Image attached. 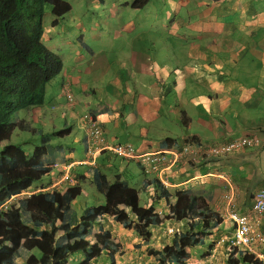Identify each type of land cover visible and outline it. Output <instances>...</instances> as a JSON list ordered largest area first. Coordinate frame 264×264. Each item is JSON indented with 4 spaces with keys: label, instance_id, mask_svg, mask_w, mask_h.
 <instances>
[{
    "label": "crops",
    "instance_id": "0c3cea01",
    "mask_svg": "<svg viewBox=\"0 0 264 264\" xmlns=\"http://www.w3.org/2000/svg\"><path fill=\"white\" fill-rule=\"evenodd\" d=\"M134 2L94 0L104 13L102 25L76 15L74 3L61 18L51 8L46 10L43 43L61 58L63 70L47 85L44 105L25 112L31 119L18 118L6 131L13 138L15 128L28 124L24 132L33 135V128H38L46 134L43 121L51 111H59L65 125L74 120L70 145L57 147L54 139L47 163L71 166L75 182L82 186L89 180L84 178L88 168L81 165L87 148L78 119L86 113L102 123L106 147L132 144L138 154L182 147L190 139L213 145L260 136L261 147L196 169L183 164L168 175L171 192L187 190L198 196L207 218L211 213L221 217L223 222L209 236L217 242L226 236L224 217L231 211L249 213L256 193L264 190V0H151L142 9ZM68 14L71 19L66 21ZM66 89L75 97L71 107L66 106ZM115 159L103 151L95 166L111 184L124 181L138 190L141 200L145 191L149 196L145 206H151L155 188L144 186L153 179L144 174L137 180L130 167H139L135 161L124 160L125 167L117 170ZM66 176L59 167L52 179L44 180H53L52 188L63 183L56 190L65 193L71 186L64 182ZM79 202L72 204L78 213L87 205ZM154 207L169 211L164 200ZM168 225L188 230L186 222L173 220L154 227L151 243L142 247L145 254L151 246L162 249L172 244V236L165 232ZM114 228L127 231L117 223L111 225ZM134 236V245L142 243ZM209 240L191 250L187 264H227L230 250L220 244L211 249ZM17 264L24 261L18 259Z\"/></svg>",
    "mask_w": 264,
    "mask_h": 264
},
{
    "label": "trees",
    "instance_id": "16d2710c",
    "mask_svg": "<svg viewBox=\"0 0 264 264\" xmlns=\"http://www.w3.org/2000/svg\"><path fill=\"white\" fill-rule=\"evenodd\" d=\"M150 1L135 0L133 6L142 9ZM47 7L59 18L72 10V5L64 0H0V146L6 144L0 152V209L8 204L0 212V256H7L0 264H17L19 258L24 264H69L75 254L83 255L80 264H95L102 254L108 258L107 264H117L122 246L105 229L108 217L149 244L151 228L171 216L186 222L188 230L176 233L172 244L162 249L150 247L148 256L159 264H187L191 250L205 246L207 236L220 226L222 219L213 213L205 218V208L196 195L188 191L172 194L157 179L150 180L144 190L155 185L158 201L171 202L174 197L165 217L156 212L154 205L142 206L138 190L124 181L111 184L95 167L88 168L89 178L105 202L86 205L82 215L72 207L83 194L80 184L64 194L40 191L13 201L42 181L48 170L47 159L55 147L50 144L52 137L42 136V130H38L41 143L28 155L6 131V126L17 120L21 112L44 105L47 85L63 70L61 58L42 42ZM198 220H202L200 230ZM227 264L264 263L248 252L232 248Z\"/></svg>",
    "mask_w": 264,
    "mask_h": 264
},
{
    "label": "built area",
    "instance_id": "2783aa9c",
    "mask_svg": "<svg viewBox=\"0 0 264 264\" xmlns=\"http://www.w3.org/2000/svg\"><path fill=\"white\" fill-rule=\"evenodd\" d=\"M68 103L74 102V97L69 90H65ZM83 126L86 129L90 144L97 149H103L101 146L104 142L102 129L98 120L86 115L83 118ZM262 145V138L257 135L245 136L238 139H232L215 146H207L191 140L186 146L139 155L134 147L130 144L118 145L112 148L114 154L119 158L136 160L142 166L144 173L158 175L163 183L167 186V173L183 163L196 165L198 160L210 161L214 157H225L239 153L248 148H256ZM264 215V190L256 194V200L251 214L240 216L231 214L230 220L234 223L235 233L231 240L233 246L246 249L249 253L254 254L257 258L264 260V231L259 228L258 219ZM222 243L226 239L221 240Z\"/></svg>",
    "mask_w": 264,
    "mask_h": 264
},
{
    "label": "clouds",
    "instance_id": "9594fccd",
    "mask_svg": "<svg viewBox=\"0 0 264 264\" xmlns=\"http://www.w3.org/2000/svg\"><path fill=\"white\" fill-rule=\"evenodd\" d=\"M44 25V24H43ZM42 42H43V39H42ZM44 44V43H43ZM71 93V92H70ZM72 95H73V93H71ZM73 97H74V95H73ZM65 99H66V106L67 107H71V106H73L74 104H75V97H74V102H72V104L70 105L69 103H68V99H67V95H66V92H65ZM34 109V108H33ZM32 110V109H31ZM30 111V110H29ZM26 112V111H25ZM86 115H88V116H91V117H93L94 119H96V120H98L99 121V123H100V126H101V129H102V137H103V140H104V142H103V144L101 145L102 147H103V149H97V148H95L96 146H92L91 144H90V140H89V138H88V135H87V132H86V129L84 128V126H83V118L86 116ZM15 121V120H14ZM14 121H12L11 123H13ZM10 123V124H11ZM10 124H8V125H10ZM7 125V126H8ZM78 125H79V127L84 131V134H85V140H83L84 142H86V148H84V150L86 149V156H87V158L81 163V165H84V167H86V168H90V167H95V168H98V167H96L95 166V163H96V157H97V155H100L101 153H103V151H109V152H111L113 155H115V157L116 158H118V159H120V160H130V161H135V162H137L138 164H139V162L138 161H136V160H131V159H123V158H119L116 154H114V152H113V150H112V148H114L115 146H118V145H112V146H105V139H104V129H103V127H102V123L100 122V120L98 119V117L97 116H95L94 114H91V113H86V114H83L82 116H80L79 117V119H78ZM25 126H28V124L26 125L25 124ZM38 130H42V129H38V128H33V135H37V136H40L41 137V139H42V136H44V135H46V136H50V137H52V140L50 141L51 143L50 144H52V141L54 140L53 139V137H54V135H48V134H45L44 133V131L42 130V136L41 135H39V134H37V131ZM36 131V132H35ZM11 133V132H10ZM57 135L60 137V141H58V144H60L61 146H64V144L67 142V144L68 145H70V141L72 140V135H73V129H72V126H70V125H66V127H64V129H61L60 131H58L57 132ZM56 135V136H57ZM12 136V135H11ZM251 136H253V135H251ZM191 140H194V141H196V142H199V143H203V142H201V141H198V140H196V139H190L189 141H188V143L191 141ZM232 140V139H231ZM227 141H230V140H227ZM226 141H223V142H220V143H216V144H207V143H204L205 145H207V146H210V147H212V146H215V145H219V144H221V143H225ZM187 143V144H188ZM187 144H184V145H182V147H184V146H186ZM53 145V144H52ZM119 145H127V144H119ZM130 145H132V144H130ZM133 146V145H132ZM134 147V146H133ZM259 147H261V146H259ZM177 148H181V147H179V145L178 146H173V147H170V148H168V149H165V150H163V151H167V150H172V149H177ZM256 148H258V147H256ZM76 149V148H75ZM74 149V150H75ZM134 149H135V147H134ZM249 149H252V148H248V149H245L244 151H242V152H245V151H247V150H249ZM72 152H73V150H71ZM135 151H136V149H135ZM137 152V151H136ZM158 152H160V151H158ZM242 152H239V153H242ZM153 153H155V152H153ZM239 153H235V154H232V155H228V156H225V157H230V156H233V155H236V154H239ZM145 154H147V153H145ZM139 155H143V154H139ZM220 158H224V157H214L213 159H211L210 161H208V160H198V162L196 163V165H190L189 163L187 164V163H183V164H187V166H189V167H191V168H193V169H196V168H198V167H200L201 165H204V164H210V163H212L213 161H215V160H217V159H220ZM182 164V165H183ZM140 165V164H139ZM141 166V165H140ZM46 167H47V171L45 172V175H44V177H43V179H42V181L41 182H39V184L38 185H36L35 184V186H37V187H35V188H33V186L27 191V192H24L23 194H21L20 196H17V197H15L14 199H13V201H16L18 198H21V197H26V196H30L31 194H34V193H37V192H40V191H44L43 189H46V188H48V187H51V189H53V190H51V191H58V192H60V193H62V191H59V190H56L57 188H59L62 184H60V185H55L53 188H52V186L54 185V182H53V180H50V182L49 183H45V181H47V180H44V179H46L47 177L48 178H53V172H54V170L56 169L57 170V168H59V167H61L65 172H66V178H64V182H69L70 183V185L71 186H73V185H76V184H80V183H76L75 181H76V176H74L73 175V173H72V171H71V166H69V165H64V164H57V163H54V164H52V165H50V164H48L47 163V165H46ZM87 172V175H85V177L84 178H87L89 181H91L90 180V174H89V172H88V170L86 171ZM170 173V172H169ZM169 173H167V175H166V178L168 179V175H169ZM145 174V173H144ZM145 175H147V174H145ZM62 176H63V174H62ZM147 176H150V177H154V179H157L159 182H160V184L165 188V189H167V190H169V188L171 187V183H170V180L168 179V185L166 186L164 183H163V181L161 180V178L158 176V175H155V174H149V175H147ZM153 179V180H154ZM81 185V184H80ZM70 186V187H71ZM70 187H68V188H70ZM83 187V186H82ZM152 187H154L155 189H154V191H155V197H154V203L152 204V205H154L156 202H159V201H162V200H156V187H155V185H152ZM39 190V191H38ZM48 191H50V190H48ZM68 191V190H67ZM66 191V192H67ZM177 191H187V190H177ZM260 191H263V190H260ZM171 192V191H170ZM175 192V191H174ZM174 192H171L172 194H174ZM189 192V191H188ZM259 192V191H258ZM257 192V193H258ZM190 193V192H189ZM256 193V194H257ZM62 194H64V193H62ZM193 194V193H192ZM83 195V194H82ZM195 195V194H194ZM197 196V195H196ZM198 197V196H197ZM229 198V197H228ZM199 199V198H198ZM255 200H256V195H255ZM255 200H254V204H255ZM166 203H167V205L169 206V211H168V213L167 212H159V211H157V209H156V212L159 214V215H163V217H165L166 215L168 216V214H169V212H170V204L171 203H173L174 202V197L170 200L171 202H167L166 200H164ZM229 203H230V206H233V203H232V201H229ZM254 204L252 205V209H251V211L249 212V213H247V214H239L238 212H235V211H231L230 212V214L228 215V217H224V222H226L227 223V227L224 229L225 230V234H226V236H224V237H221V238H219L218 240H217V242H212V241H210L209 240V236L212 234V232H213V230L211 231V233L209 234V236H207L208 237V240L211 242V243H214V246H212V244H211V249L212 248H214L217 244H220V245H224L226 248H228L229 250H230V253H231V249L232 248H237L239 251H245V252H248L249 253V251L248 250H246V249H242V248H240V247H237V246H233L232 244H231V240H232V238H233V235H234V233H235V226H234V223L230 220V215L231 214H238V215H240V216H245V215H248V214H251V212H252V210H253V207H254ZM7 206H8V204L7 205H5L4 207H2L1 209H0V212L1 211H5L6 209H7ZM203 207V206H202ZM78 212V211H77ZM166 213V214H165ZM205 213V212H204ZM204 216H205V218H207L206 217V215L204 214ZM217 216V215H216ZM210 217H211V215H210ZM209 217V218H210ZM219 217V216H218ZM209 218H207V219H209ZM220 219H221V217H219ZM264 219V215L262 216V217H260V219H258V222H259V228H260V230L261 231H264V227H263V220ZM170 220H173V221H175V222H178V221H176L175 220V218L173 217V216H171L169 219H167V220H165L164 222H163V224L164 223H166V222H168V221H170ZM200 222H201V227H202V220H198V223H199V225H200ZM222 222H223V220H222ZM221 222V223H222ZM116 222L113 220V218L112 217H108V223H107V225H106V227H105V229L106 230H110L111 231V224H115ZM180 223V222H179ZM163 224H161L160 226H162ZM120 225V224H119ZM221 225V224H220ZM160 226H154V227H160ZM169 226V225H168ZM166 227V230H165V232H166V234H168V235H171L172 236V238L174 237V235L176 234V233H178L179 231L176 229V227H174V226H169V227ZM154 227H152L151 228V231H152V229L154 228ZM201 227H199L198 229L200 230L201 229ZM229 227H230V229H229ZM96 229H98V227H96ZM197 229V230H198ZM125 230H131V229H125ZM134 234H136L133 230H131ZM112 233V232H111ZM153 234V233H152ZM113 236V235H112ZM136 236H137V234H136ZM138 237V236H137ZM113 238H115V237H113ZM139 238V237H138ZM152 238H153V236H152ZM141 239V238H140ZM222 239H226V242L225 243H222L221 242V240ZM116 240H118V239H116ZM142 240V239H141ZM119 241V240H118ZM151 241H152V239H151ZM151 241H150V243H151ZM120 242V241H119ZM149 243V244H150ZM120 244H121V246H122V249H121V251H122V254L121 255H118L117 256V264H118V257L119 256H122L123 257V255H124V252H125V249H123V244L120 242ZM138 245H141V247L140 248H137V249H141L142 247H143V245H148V244H144L143 243V240H142V243H140V244H136L135 245V247H137ZM152 247V246H151ZM164 248V247H163ZM150 249V248H149ZM148 249V250H149ZM262 252L264 253V247H262ZM211 254H212V252L210 253V256H211ZM249 254H251V253H249ZM76 255V254H75ZM74 255V256H75ZM147 255H148V251H147ZM251 255H254V254H251ZM74 256H72V258L71 259H74ZM7 257V256H6ZM254 257L256 258V260H261L263 263H264V260H262V259H259V258H257L255 255H254ZM7 258H5V256H0V262H2V261H4V260H6ZM19 259H21V258H19ZM152 259L154 260V262H157L153 257H152ZM229 259H230V257H229ZM228 259V260H229ZM18 260V259H17ZM23 260V259H22ZM190 260V259H189ZM188 260V261H189ZM24 261V260H23ZM25 263V262H24ZM107 263H108V258H107ZM106 263V264H107ZM158 263V262H157ZM188 263V262H187ZM69 264H70V262H69ZM159 264V263H158Z\"/></svg>",
    "mask_w": 264,
    "mask_h": 264
},
{
    "label": "rangeland",
    "instance_id": "374dc122",
    "mask_svg": "<svg viewBox=\"0 0 264 264\" xmlns=\"http://www.w3.org/2000/svg\"><path fill=\"white\" fill-rule=\"evenodd\" d=\"M64 1L69 2L71 5H73V3H74L76 6L74 13L76 15L78 13L79 15L85 16L84 18L86 19V21H90L91 19H94L96 21L101 22V23H99V25L103 24V19H104L103 14L104 13H102L99 8H97L96 6L93 5L94 0H91L90 2H86L85 0H64ZM49 8L50 7H47V9H49ZM69 19H71V14H68L66 16V21ZM44 45L47 49H49L47 47V46H50V44L48 42H46V44H44ZM24 113H25V111H23L19 114L20 121L26 120V119L30 120L31 118L27 117V114L26 113L24 114ZM68 118L69 117L67 116V119ZM64 119H65L64 116H62L59 111H56V112L51 111L50 114L47 115L45 120L43 121L46 134H54V132L56 131V134L53 137V139L60 141V137L57 135V132L61 128L64 129V127H66ZM74 124H75L74 120L69 123V125L72 127ZM8 129H9V126H8ZM24 129H25V127L22 129L21 128H18V129L15 128L14 129L12 142L16 145L22 146L23 149L25 150V152L28 155H31L33 153L34 149L38 145H40L41 137L37 136V135H32V134L26 133V132H24ZM72 140H73V138H72ZM5 146H6V144H3L0 146V152L4 149ZM114 162H116V164L118 166L117 170H120V167L124 168L125 167L124 164H127V162H124L120 159H117V160L115 159ZM130 167L135 171L134 175H136L137 180H141V179L145 178V176H147V175L144 176V170H143L142 166L139 165V167H138V166H135L134 164H131ZM148 179H154V177H148ZM38 184L39 183H36V185H38ZM83 190H84L83 195L78 198V200L80 201L79 202L80 204L87 203L88 206H93V205H97V204H101V203L105 202L104 196L98 192L96 186L91 181L83 183ZM141 196H142L141 205L145 206L146 201L148 200L149 196L145 191H141ZM82 214H83V211L81 209L79 212V215H82ZM229 229H230V227H229ZM111 232H112L113 237L118 239L124 245L123 249H125L123 257L122 256L118 257V264H158L157 262H154L153 259H149L147 254H145L143 252V250H144L143 248H142V250H139L135 247V245H134L135 236L131 230L122 231L119 233L114 228L111 230ZM118 235H120V236H118ZM82 259H83L82 254H76L74 256V259L70 260V264H80ZM220 261H221V259H220ZM106 263H107V257H106V255L102 254L98 258V260L95 264H106Z\"/></svg>",
    "mask_w": 264,
    "mask_h": 264
}]
</instances>
